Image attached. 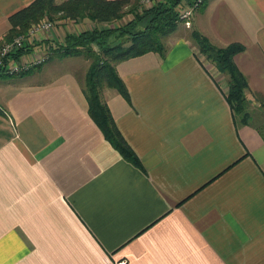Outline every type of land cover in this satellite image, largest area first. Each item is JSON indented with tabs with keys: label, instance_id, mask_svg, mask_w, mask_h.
Segmentation results:
<instances>
[{
	"label": "crops",
	"instance_id": "1",
	"mask_svg": "<svg viewBox=\"0 0 264 264\" xmlns=\"http://www.w3.org/2000/svg\"><path fill=\"white\" fill-rule=\"evenodd\" d=\"M30 1L0 0V40ZM92 25L64 20L31 42ZM190 25L164 37L163 56L116 65L129 100L103 95L139 166L87 113L89 58L83 78L59 67L70 56L0 72V264H264V0H204ZM192 28L243 45L247 122Z\"/></svg>",
	"mask_w": 264,
	"mask_h": 264
},
{
	"label": "trees",
	"instance_id": "2",
	"mask_svg": "<svg viewBox=\"0 0 264 264\" xmlns=\"http://www.w3.org/2000/svg\"><path fill=\"white\" fill-rule=\"evenodd\" d=\"M194 1L154 0L149 7L140 9L139 0H31L7 17L9 28L2 39L9 40L16 35H23L25 39L22 45L7 55L6 60L18 59L33 50L35 44L44 45V42L51 51L48 59L85 54L90 59L82 82L87 113L110 144L124 158L139 166L137 156L115 124L103 91L106 87L112 88L129 100L128 90L116 65L146 52L163 56L166 50L163 38L181 22L180 11ZM128 14L131 16L125 17ZM44 18L55 24L64 20H88L94 25L77 33H66L62 41L52 39L33 43L27 40L28 29ZM118 19H123L122 23L114 24ZM190 36L197 55L226 75L224 98L234 118L241 123L247 122V82L233 60L234 54L242 50L243 45L232 42L216 46L194 28Z\"/></svg>",
	"mask_w": 264,
	"mask_h": 264
},
{
	"label": "built area",
	"instance_id": "3",
	"mask_svg": "<svg viewBox=\"0 0 264 264\" xmlns=\"http://www.w3.org/2000/svg\"><path fill=\"white\" fill-rule=\"evenodd\" d=\"M204 0H195L194 3L190 6H187L183 8L179 13V19L185 24V26H190V18L192 16L193 10L196 6L201 4ZM144 3L149 2V0H143ZM39 26L33 25L31 27V31L37 30V29H47L50 27L51 23L48 22V20H42L39 23ZM32 33H28L27 40H32L30 36ZM25 37L21 36L20 39L18 37H14L13 40L16 42L14 45L11 43V46L7 50V48H1L0 50V72L7 73V74H13L17 72L27 71L30 68L34 67L41 61L46 59L45 53H42V56H37L33 52H29L26 54L21 55L18 59H7V55L15 50V48L22 45V42L24 41ZM15 46V47H14ZM12 49V50H11ZM44 54V56H43Z\"/></svg>",
	"mask_w": 264,
	"mask_h": 264
},
{
	"label": "rangeland",
	"instance_id": "4",
	"mask_svg": "<svg viewBox=\"0 0 264 264\" xmlns=\"http://www.w3.org/2000/svg\"><path fill=\"white\" fill-rule=\"evenodd\" d=\"M204 2V1H203ZM203 2L201 3V4H203ZM152 3V2H151ZM194 3V2H193ZM139 4H140V9L141 8H144V7H149V5L150 4H147V3H144L143 2V0H139ZM201 4H199L198 6H196L195 8H194V10L195 9H197L199 6H201ZM194 10H193V12H194ZM131 15L130 14H128V15H126L125 17H130ZM43 20H48L47 18H44ZM122 21H123V19H118L116 22H114V24H120V23H122ZM48 22H50L51 23V25H50V27L49 28H47V29H37V30H33V31H31V28L30 29H28V32L27 33H32V35L30 36V38L33 40V35L34 34H36V33H48L49 31L51 32V29L52 28H55V25H57V24H55L54 22H52L51 20H48ZM38 26H39V24L38 23H36ZM36 24H34V25H36ZM111 25H113V24H111ZM178 30H182V29H184L183 28V25L185 26V24L181 21V22H179L178 24ZM190 27H191V25H190ZM5 34V33H4ZM3 34V35H4ZM174 35V34H173ZM176 35H179V33H176ZM21 36H23V35H16V36H14V37H18L19 39H20V37ZM3 37V36H2ZM13 37V38H14ZM13 38L12 39H9V40H4V39H1L0 40V50H1V48L3 49V48H7V50L9 49V47L11 46V43H13L14 45L16 44V42L13 40ZM164 39V38H163ZM32 40H30V41H32ZM42 40L43 39H41L40 41H37L36 43H41L42 42ZM46 40H51V39H48V38H45L43 41H46ZM163 42H166V41H163ZM35 45H37V46H39V48H38V50L39 51H41V49L43 48V47H45V49H47V52L44 50V52H39V51H35V50H37V49H35L34 48V46H33V50H31L30 52H33L35 55H37V56H42L41 54L42 53H45V55H46V58H47V56H49V53H51V51L49 50V48H48V46L47 45H45V42H44V45H42V43L41 44H35ZM9 46V47H8ZM15 47V46H14ZM12 50V49H11ZM14 51V50H13ZM12 52V51H11ZM29 53V52H28ZM43 56H44V54H43ZM48 59V58H47ZM47 59H45V60H47ZM45 60H43V61H41L40 63H38L37 65H35V68L36 67H39L41 64H43V62L45 61ZM204 60H206L205 58H204ZM69 61V62H68ZM87 62H88V57L85 55V54H79V55H72V56H70V58H67L64 62H63V64H61V65H59V67L60 68H62V69H68V70H71V71H74V72H76V75H78L80 78H83V73H84V70H85V66L87 65ZM33 68V67H32ZM13 74H19V72H17V73H13ZM20 74H21V72H20ZM107 88V89H106ZM105 89H104V93H103V95L105 94V92L106 91H112L111 89L112 88H108V87H106Z\"/></svg>",
	"mask_w": 264,
	"mask_h": 264
},
{
	"label": "bare ground",
	"instance_id": "5",
	"mask_svg": "<svg viewBox=\"0 0 264 264\" xmlns=\"http://www.w3.org/2000/svg\"><path fill=\"white\" fill-rule=\"evenodd\" d=\"M154 2V0H149V2H147V4H152Z\"/></svg>",
	"mask_w": 264,
	"mask_h": 264
}]
</instances>
